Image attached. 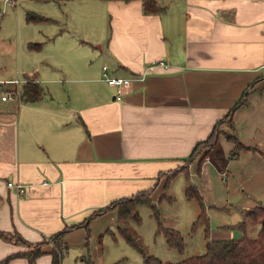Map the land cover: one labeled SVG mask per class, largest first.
<instances>
[{
	"label": "crops",
	"instance_id": "obj_1",
	"mask_svg": "<svg viewBox=\"0 0 264 264\" xmlns=\"http://www.w3.org/2000/svg\"><path fill=\"white\" fill-rule=\"evenodd\" d=\"M158 2L163 10L145 13L140 0H0V56L14 60L0 81L18 79L20 92L30 79L43 88L35 101L0 97V232L11 240L0 256L14 254L8 264H26L15 259L28 249L16 235L46 240L32 264H51L53 233L115 198L152 194L162 179L164 187L248 84L247 103L231 115L246 147L232 152L221 134L219 158L212 147L199 170L193 161L187 178L174 177L182 174L183 192L188 183L198 188L209 222L216 211H235L247 225L246 212L264 203V0ZM27 11L48 19L28 21ZM103 65L130 78L121 99ZM108 212L116 219L112 209L88 226H105ZM237 222H210L209 236L230 238Z\"/></svg>",
	"mask_w": 264,
	"mask_h": 264
},
{
	"label": "trees",
	"instance_id": "obj_2",
	"mask_svg": "<svg viewBox=\"0 0 264 264\" xmlns=\"http://www.w3.org/2000/svg\"><path fill=\"white\" fill-rule=\"evenodd\" d=\"M40 1H66V0H40ZM129 1V0H123ZM142 10L145 13H154L163 10L165 7L160 5L158 0H140ZM48 17L44 15L37 14L33 11L26 12V20L28 21H41L47 20ZM255 81V80H254ZM251 84L244 89L241 96L235 101L233 106L228 110L226 114L217 119L210 131V133L202 140L195 143L190 154L184 158V162L178 165L176 168L169 170L167 172L166 180L164 183V188L167 187L169 181L178 172H183L188 177V164L196 161L198 170L201 162L205 158L209 150L214 147L219 139L220 134H223L228 139L234 142V151L240 148L246 147L242 144L233 131V125L231 121V115L234 109L247 103L246 96L250 90ZM21 99L24 101H35L42 97L43 88L35 80L27 81L20 92ZM227 127L229 130H225ZM184 195L188 200H195L198 205V213L191 224V229H196L199 225H204L205 231V249L202 253L193 254L186 256L177 261H162L154 254H149L145 251L143 245L139 240L133 235L129 226L128 220L133 219L136 224L140 223L141 217L138 213V206L141 204H147L151 208L152 215L156 220V231L161 233L165 239L168 246L175 248L179 252L184 250V240L181 232L175 227L164 225L159 216V210L156 204L151 199V189L141 190L132 194L130 196H122L111 200L108 204L93 210L82 222L67 226L62 230L53 233L49 240L52 244L50 253L52 255L51 264H60V260L66 251V244L63 239L65 232L69 229L77 226H87L88 221L108 210L116 209V225L118 233L137 249L143 256L144 264H264V203H258L251 207L246 212V217L253 223L260 225L259 230L254 236H248L245 231L246 222L244 220L238 221L233 224V227H237L242 230V234L239 237L230 238H210L208 235V217L206 215V206L202 200V197L198 191V188L192 184L188 183L184 187ZM166 196V198L173 199L171 195H166L162 193L159 196V200ZM224 207V206H222ZM221 208V207H220ZM231 226V227H232ZM0 235H7L0 232ZM16 240L24 242L28 245V249L21 252L24 254L28 261L31 263L37 256H39L43 251L41 246L46 240L27 242L21 237L16 235ZM14 254H10L5 257L0 263H5L7 259L12 257ZM87 264H93L90 259H87Z\"/></svg>",
	"mask_w": 264,
	"mask_h": 264
},
{
	"label": "rangeland",
	"instance_id": "obj_3",
	"mask_svg": "<svg viewBox=\"0 0 264 264\" xmlns=\"http://www.w3.org/2000/svg\"><path fill=\"white\" fill-rule=\"evenodd\" d=\"M40 4L50 6L48 8L49 10H54L56 7L52 2H42ZM13 66L14 60L12 58L0 56V72L12 70ZM224 129L226 131L229 130L227 127ZM224 142L225 139L220 137L217 144L210 151V155L213 159L214 157H220L219 153L221 152L222 144H224ZM233 151L234 149L232 152ZM162 177L164 178L165 175H162ZM162 181L164 182V179H162L161 182ZM163 182L161 183L160 188L151 194V199L158 207L162 223L164 225L175 227L181 232L185 243L184 250L179 252L175 248L167 245L163 235L156 231V220L152 215L150 206L147 204H141L138 206V213L141 217L140 223L136 224L133 219L128 220V226L131 232L143 245L147 253L154 254L162 261L174 262L186 256L202 253L205 249L206 242L205 231L203 229L204 225H199L194 230L191 229L192 220H194V215L197 213L198 205L195 200H188L185 198L183 192L184 178L182 174L174 177L170 182V186H167L166 188L163 187ZM162 193H165L166 195L172 194L174 200L168 201L165 196L159 200V196ZM206 210L207 209H205V211ZM216 212L217 215H212L210 218L211 224H215L217 221L235 223L241 219L240 217H242L235 211ZM209 213L211 215V211ZM110 217V213L108 212L103 218L109 222H107L105 226H101L99 230L96 226H93L100 225L98 220L95 221L92 226L89 224V226L87 225L83 227L79 233L74 231L73 234L65 236L67 233L65 232L66 251L60 260V264H87V259H90L93 264H144L141 253L126 242V240L118 233L117 228L115 227L116 219L114 218L113 220L110 219ZM101 220L103 221V219ZM210 222L208 220L209 227ZM232 228V237H239L242 234L241 229L237 227ZM257 229V223H253L250 220L247 221L245 231L248 236H254ZM209 233L210 231L208 230V235ZM4 242H11V240L4 239V236L1 235L0 245ZM16 255L20 256L15 259L21 258L24 261L26 259V264H32L34 262L30 263L27 257L22 253H16ZM5 257L7 256H0V261ZM12 257L7 259L5 263L0 264H8L11 260H14L11 259ZM40 264H44V262Z\"/></svg>",
	"mask_w": 264,
	"mask_h": 264
},
{
	"label": "built area",
	"instance_id": "obj_4",
	"mask_svg": "<svg viewBox=\"0 0 264 264\" xmlns=\"http://www.w3.org/2000/svg\"><path fill=\"white\" fill-rule=\"evenodd\" d=\"M9 4H14L15 0H5ZM102 75L104 76L106 82L109 85L114 86L115 88V97L117 99H121L124 93V90L126 87H129L131 80L128 77L123 76H110L108 73V67L107 65L102 66ZM11 84V86H6L4 91L1 94L2 100H9L14 98L15 96H18L20 94V91L16 89L17 84L19 83L18 79H11L6 81H0V86L3 84ZM15 86V87H14ZM42 183H46V181H43ZM8 186L13 185V182L10 180L7 182ZM17 191L19 193H22L24 191L23 186L21 184H16Z\"/></svg>",
	"mask_w": 264,
	"mask_h": 264
}]
</instances>
